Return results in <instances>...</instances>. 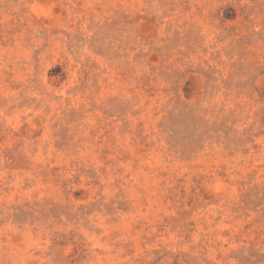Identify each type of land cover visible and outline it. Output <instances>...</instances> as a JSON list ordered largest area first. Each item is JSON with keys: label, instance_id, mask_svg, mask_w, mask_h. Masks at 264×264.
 <instances>
[{"label": "rangeland", "instance_id": "374dc122", "mask_svg": "<svg viewBox=\"0 0 264 264\" xmlns=\"http://www.w3.org/2000/svg\"><path fill=\"white\" fill-rule=\"evenodd\" d=\"M0 264H264V0H0Z\"/></svg>", "mask_w": 264, "mask_h": 264}]
</instances>
